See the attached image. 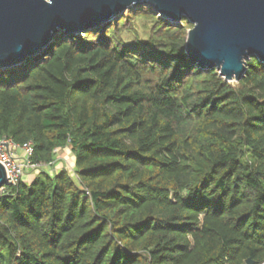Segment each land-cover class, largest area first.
Instances as JSON below:
<instances>
[{"label":"trees","instance_id":"1","mask_svg":"<svg viewBox=\"0 0 264 264\" xmlns=\"http://www.w3.org/2000/svg\"><path fill=\"white\" fill-rule=\"evenodd\" d=\"M191 29L137 6L0 70V140L39 167L0 196V264H264V64L227 82Z\"/></svg>","mask_w":264,"mask_h":264},{"label":"water","instance_id":"2","mask_svg":"<svg viewBox=\"0 0 264 264\" xmlns=\"http://www.w3.org/2000/svg\"><path fill=\"white\" fill-rule=\"evenodd\" d=\"M143 5L175 24L186 18L189 60L227 82H239L252 58L264 64V0H0V70L39 56L63 32L84 34ZM7 183L0 162V188Z\"/></svg>","mask_w":264,"mask_h":264},{"label":"built area","instance_id":"3","mask_svg":"<svg viewBox=\"0 0 264 264\" xmlns=\"http://www.w3.org/2000/svg\"><path fill=\"white\" fill-rule=\"evenodd\" d=\"M32 154L29 144L21 147L6 138L0 140V162L6 169L8 180L7 185L0 188V196L7 195L10 187L17 186L28 170H38L39 167L30 162Z\"/></svg>","mask_w":264,"mask_h":264},{"label":"rangeland","instance_id":"4","mask_svg":"<svg viewBox=\"0 0 264 264\" xmlns=\"http://www.w3.org/2000/svg\"><path fill=\"white\" fill-rule=\"evenodd\" d=\"M122 16L119 18H116V19H120V18H122ZM171 23L174 25L179 24V23L175 24L173 22H171ZM135 25H136L137 33L126 34V35H124L125 39L131 41L133 38L138 36V38H140L141 40H146L149 36V30L152 26V22L150 20H143V19L138 18L135 21ZM79 35L82 36V34H79ZM61 157L63 158V160H65V162L63 163V165L61 166L60 169L58 168V170L68 169L71 172V174L75 177V173H74L75 169H74V165H73V154H72L71 150L67 149V151L61 155ZM56 169L55 168H52V169L47 168V170L52 171V172L58 171ZM38 173H39L38 170H28L26 172V176H29V177L31 176L29 179H33V177H36V175Z\"/></svg>","mask_w":264,"mask_h":264},{"label":"crops","instance_id":"5","mask_svg":"<svg viewBox=\"0 0 264 264\" xmlns=\"http://www.w3.org/2000/svg\"><path fill=\"white\" fill-rule=\"evenodd\" d=\"M67 150H62V151H58L57 152V160H56V162H55V164H54V167L53 168H57L56 170H58V168L60 169L61 168V166L63 165V163L65 162V160H63V158L61 157V155L63 154V153H65ZM73 165H74V157H73ZM58 171H60V170H58ZM31 177V176H30ZM29 176H26L25 175V182H31L33 179H29L30 178ZM34 178V177H33Z\"/></svg>","mask_w":264,"mask_h":264}]
</instances>
